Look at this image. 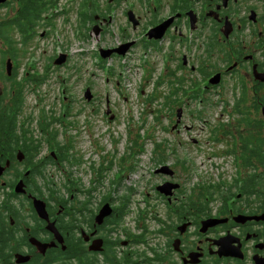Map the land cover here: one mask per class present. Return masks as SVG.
<instances>
[{
	"label": "rangeland",
	"instance_id": "obj_1",
	"mask_svg": "<svg viewBox=\"0 0 264 264\" xmlns=\"http://www.w3.org/2000/svg\"><path fill=\"white\" fill-rule=\"evenodd\" d=\"M55 1L56 16H51V11L44 13L46 20L40 22L33 40L24 46L14 45L18 50L16 59L11 58L10 47L0 41V57L4 54L0 93L3 95L11 86L17 88L19 83L23 96L16 134L32 129L26 138L39 141L34 146L36 158L58 146L66 148L68 159L62 164L63 170L52 169L48 185L41 182L46 197L93 206L109 199L117 210L127 211L118 216L121 223L117 227L131 231L133 236L139 232L150 246L159 248L164 243L159 228L161 223L167 225V219L164 203L157 201L160 192L156 187L165 183L179 185L171 193L177 195L181 207L188 208L190 196L194 200L202 196L207 209L213 211L220 203L218 195L242 182L244 170L240 171L231 151L237 146L235 136L244 137L246 131L243 125L237 127L242 116L232 114L231 107L244 87L248 118L263 119L259 110L256 113L252 109L248 94L251 85L240 83L238 74L226 75L221 85L204 92L201 73L209 72L213 65L221 68L224 63L218 58L198 63L190 59L180 69L182 54L202 56L192 46L199 43L198 33L191 44L187 42L190 48H175L172 63L166 61V46L162 45L163 51L156 49L155 44L147 41L151 37L145 36L152 24L154 1L84 0L87 9L96 15L104 13L103 18L108 20L105 30L101 26L103 30L97 35L80 27V0ZM18 8L13 0L7 9H0V21L15 18ZM128 10L133 12L134 24L127 21ZM167 10L162 3L159 16L166 15ZM45 30L48 36H43ZM184 35L187 41V31ZM14 40L18 44L17 35ZM130 41H135V45L126 59L112 55L100 68L99 49L115 48ZM167 42L165 39L163 43ZM59 51L66 57L61 66L53 61ZM29 66L33 68L30 70ZM189 66H194L195 71L191 72ZM13 74L15 79L10 82L4 78ZM41 74L46 75V80L39 86L33 85L32 77ZM86 88L91 96L89 102L83 96ZM10 96L5 93V104L11 102ZM106 101L114 116L112 120L105 115ZM177 110L181 111L179 118ZM40 126L56 132L54 148L47 136L39 134ZM164 167L167 170L158 172ZM70 178L79 179L89 193L73 195L71 199L64 183ZM227 204L230 207L232 202ZM196 210L197 206L192 208V212ZM150 251L148 248V255Z\"/></svg>",
	"mask_w": 264,
	"mask_h": 264
},
{
	"label": "flooded vegetation",
	"instance_id": "obj_2",
	"mask_svg": "<svg viewBox=\"0 0 264 264\" xmlns=\"http://www.w3.org/2000/svg\"><path fill=\"white\" fill-rule=\"evenodd\" d=\"M12 1L0 3V9H7ZM14 1L19 5L17 16L22 3ZM46 1L51 16H56V1ZM153 1L150 28L162 26L164 32L150 42L160 50L162 45L166 46V61L172 63L175 48L183 51L190 48L187 42L191 44L194 34L198 33L199 43L192 46L200 50L202 56L193 58L182 54L180 69H184L190 59L198 63L218 58L224 63L221 68L213 65L209 72L201 73L200 81L206 83L204 91L221 85L226 75L238 74L240 83L251 85L248 94L252 103L254 98L264 96V82L257 78L264 74V0ZM164 2L168 10L160 17ZM43 19L46 20L44 16ZM95 21L93 26L99 25L100 32L108 22L100 16ZM46 25L52 26L51 23ZM37 27L33 26L28 34V37L31 35L28 42L36 36ZM43 36H48L47 30ZM165 39L167 43H163ZM189 69L195 71L194 66ZM216 75L219 84L208 83L209 78ZM263 106H258L260 114ZM243 127L244 139L248 132L257 138L263 131L260 127ZM38 131L43 135L42 128ZM24 133H18L20 139L15 142V148L0 158V264H64L65 261V264H264V184H259L255 190L249 189V177L245 175L242 188L233 185L218 195L220 203L213 211L207 209L206 203H200V208L192 212L189 206L186 209L177 203L175 193L168 198L158 193L157 201L164 203L167 219V225L160 222L164 243L158 248L150 246L139 232L133 236L131 231L117 227L121 223L117 218L124 212L117 210L109 199L93 206L86 202L62 203L58 202L60 199L46 197L41 182L45 176L52 175V169L63 170L62 164L68 158L62 154L66 148L46 150L43 157L36 158L37 151L26 148L31 142ZM234 140L242 158L241 137L235 136ZM49 142L54 148L55 142ZM247 143L252 148L253 140L247 139ZM245 153L251 161V153L248 150ZM64 183L72 194L71 199L73 195H87L90 191L84 189L77 178ZM228 202H232L230 207ZM105 204L110 205L111 212L97 222L96 216ZM68 246L73 251H69Z\"/></svg>",
	"mask_w": 264,
	"mask_h": 264
},
{
	"label": "trees",
	"instance_id": "obj_3",
	"mask_svg": "<svg viewBox=\"0 0 264 264\" xmlns=\"http://www.w3.org/2000/svg\"><path fill=\"white\" fill-rule=\"evenodd\" d=\"M21 1V9L17 13V16L15 18L9 19V20H1L0 21V41L6 44L10 47V56L12 59H16L18 55V50L15 49L16 46L14 45H21L24 46L26 43H28V40L31 39V35L28 37V34L31 33L33 26H40V22L44 21L43 14L48 11L49 7L47 6V2L45 0H20ZM84 0H81V2L77 5L81 12L78 15V19L81 21L80 27L85 28L88 32L94 23H96L94 16L95 11L87 9V6L83 3ZM91 3L93 1H90ZM100 17L103 16V13L99 15ZM14 33L18 37V44L14 40ZM15 47V48H14ZM98 56V55H97ZM228 56V55H227ZM2 57L4 58V54L2 53ZM0 57V58H2ZM0 61V67L2 66V60ZM56 59V58H55ZM54 59V60H55ZM99 59V58H98ZM53 60V61H54ZM100 68H104L105 60L99 59ZM109 72V71H108ZM16 75H12V77H4L7 81H12L15 79ZM45 76H35L32 77L31 83L33 85H41L42 82L46 80ZM12 92V93H11ZM21 92V89H19V83H17V88H13L12 86L5 90L3 92V95L0 93V158H4L8 155V153L14 149L15 142L19 141L20 137L18 134H16V129L18 126L17 122V116L19 115V108L22 106L23 96L19 93ZM205 92V91H204ZM6 94H11V102L9 104L4 103V96ZM198 96V95H197ZM194 96L192 97L194 101L198 100V97ZM236 100L233 103V108L231 107V112H233L234 115L242 116V119L238 122V124H243L245 127H260L263 131L260 134L259 137L253 136L250 132L247 133V138L241 137V141L239 143L240 148L243 150L242 158L238 157L237 160H240L239 164L242 168V171L244 170V176L247 175L249 177V182L247 184V187L251 189L253 187V190L257 189L259 184H264V121L254 119L253 121L250 120L247 116L246 109L247 107L244 106V103L246 102L247 94L244 92V88L241 87L240 94L236 95ZM264 105V99L259 98L253 99V107L255 109V112L258 111V106ZM11 112H13V116H11ZM198 114V112H197ZM45 124L48 126L50 123L45 121ZM44 131H47L51 136H48L50 140L53 142H56V135L53 132H49L47 127L44 128ZM32 132V129L26 128L25 133L30 134ZM248 140H253L252 148L249 147ZM57 143V142H56ZM59 148H62L58 146ZM157 147V146H156ZM28 150L34 149L32 145L26 146ZM248 150L251 153L252 160L249 161V155L245 153V151ZM240 151V150H239ZM231 152L234 153V150ZM230 152V153H231ZM245 153V154H244ZM64 156L66 155V150L62 153ZM235 157V155H234ZM68 159V158H67ZM158 162V160L156 161ZM49 164V163H48ZM47 164V166H48ZM249 169H252V172H248ZM247 172V173H246ZM52 178V175L49 176ZM48 176L44 177V182L49 181L50 178ZM255 180V185L253 184V181ZM48 185V183H47ZM243 181L236 185L238 188H242ZM66 193H70L69 190L65 189ZM255 191L250 192L252 195ZM162 195V194H159ZM211 195V194H210ZM65 199H60L58 202L65 203L63 201ZM125 206L127 205V198L125 199ZM204 203V199L202 196L197 197L195 200L192 199V196L188 199V205L190 208L196 207L197 209L200 208L201 204ZM125 209V214H126ZM123 213V214H124ZM116 220V219H115ZM145 234V233H144ZM143 236V235H142ZM69 251H73V248L68 246ZM67 260V258H65ZM63 259V260H65ZM66 261L64 262V264Z\"/></svg>",
	"mask_w": 264,
	"mask_h": 264
},
{
	"label": "water",
	"instance_id": "obj_4",
	"mask_svg": "<svg viewBox=\"0 0 264 264\" xmlns=\"http://www.w3.org/2000/svg\"><path fill=\"white\" fill-rule=\"evenodd\" d=\"M7 0H0V3H5ZM127 17H128V20L130 23H135V19H134V15L131 11H128L127 13ZM97 18V17H96ZM93 32L95 33V35H97L99 33V30H98V27L95 26L93 27ZM163 32L164 30L162 29V26L160 27H155V28H151L148 32H147V35L148 37L150 38L151 35L153 33H156V35L154 37H151V38H155V39H158L160 38L162 35H163ZM133 45V42L131 43H127V44H123V45H120L118 46L117 48H113V49H107V50H103V49H99L98 50V53H99V56L103 59L105 58H109L111 57L112 54H116V55H124L126 53V51ZM65 61V55H62L61 57H59L58 59L55 60V64L56 65H61L63 62ZM9 61H7V71H8V68H9ZM9 74V73H7ZM218 75L212 77L210 80H209V83L210 84H213V85H216L218 84L219 82V79H218ZM260 81L264 82V74L260 75L257 77ZM84 98L89 101L91 99V96H90V93H89V89H86L85 92H84ZM109 109H107L106 111V114H109ZM180 110H178V114H177V117L179 118L180 116ZM261 114L264 118V106L261 107ZM113 116L110 115V119H112ZM163 170H167V167H164L160 170H158V172L160 171H163ZM2 172V169H0V174ZM171 174V173H169ZM179 185H173V184H170V183H165L159 187H157V191H159L161 194L167 196V197H171L172 193H171V189H176L178 188ZM34 203H41L39 201H36L34 200ZM42 210H40L39 212H41ZM111 212V208L109 207L108 204L104 205L98 215L96 216V220L97 222H101L105 217H107Z\"/></svg>",
	"mask_w": 264,
	"mask_h": 264
},
{
	"label": "clouds",
	"instance_id": "obj_5",
	"mask_svg": "<svg viewBox=\"0 0 264 264\" xmlns=\"http://www.w3.org/2000/svg\"><path fill=\"white\" fill-rule=\"evenodd\" d=\"M133 13V12H132ZM101 14V13H100ZM104 14V13H103ZM97 17V18H96ZM126 18H127V21L129 22V20H128V17H127V14H126ZM9 19H11V18H9ZM9 19H7V20H9ZM94 19L95 20H97V19H99V15H96L95 14V16H94ZM95 26H97V27H99V25H94L93 27H95ZM94 33V32H93ZM95 34V33H94Z\"/></svg>",
	"mask_w": 264,
	"mask_h": 264
},
{
	"label": "bare ground",
	"instance_id": "obj_6",
	"mask_svg": "<svg viewBox=\"0 0 264 264\" xmlns=\"http://www.w3.org/2000/svg\"><path fill=\"white\" fill-rule=\"evenodd\" d=\"M119 59H126L125 54L124 55H118Z\"/></svg>",
	"mask_w": 264,
	"mask_h": 264
}]
</instances>
